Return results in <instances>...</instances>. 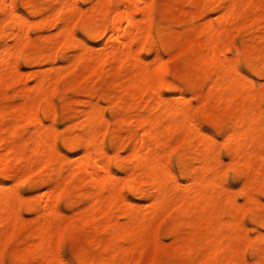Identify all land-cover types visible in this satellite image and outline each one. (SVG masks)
Listing matches in <instances>:
<instances>
[{
	"label": "bare ground",
	"instance_id": "1",
	"mask_svg": "<svg viewBox=\"0 0 264 264\" xmlns=\"http://www.w3.org/2000/svg\"><path fill=\"white\" fill-rule=\"evenodd\" d=\"M178 3L0 0V264H132L142 213L173 241L160 264H264V175H252L264 169V0H193L173 15ZM174 57L185 72L172 79ZM64 208L78 216L52 231ZM78 230L71 256L60 240Z\"/></svg>",
	"mask_w": 264,
	"mask_h": 264
},
{
	"label": "rangeland",
	"instance_id": "2",
	"mask_svg": "<svg viewBox=\"0 0 264 264\" xmlns=\"http://www.w3.org/2000/svg\"><path fill=\"white\" fill-rule=\"evenodd\" d=\"M166 1L167 0H158V5L162 6L163 2H166ZM192 3H193V0H179V3L177 5V10L175 9L176 12L174 11L173 15H178V13L181 9L188 8V9L192 10ZM82 6L86 7L87 5L83 4ZM161 11H162V8L159 7L157 12L161 13ZM261 19H262V21H261L262 27H261L258 34L260 36V44L262 45V47H264V13L261 14ZM250 20H251V16H242L239 19H236L235 21H233V26L235 28H237L238 27L237 25H239L241 23L248 24L250 22ZM252 30H253V28H249L248 33ZM56 32H57L56 29H52L49 33H50V35H54ZM119 43L121 44L123 42H112V41L107 42V47H111V46H113L115 44H119ZM187 44L188 43L182 44L183 47L182 46L181 47L183 50L187 49ZM103 45H104V42H98L97 47L92 50L93 54L97 55V53L101 51ZM137 46H138V42L135 43V47H137ZM179 52L180 51H176V54ZM180 53L182 54L183 52H180ZM177 55L179 56V54H177ZM229 55H231L233 58L238 57V53L234 50ZM166 58L169 59L170 55H168V56L166 55ZM168 65H169V71H170L169 77L172 79L181 76L183 74V72H185V68H184L185 63L180 58L176 59V57H174L172 60L168 61ZM60 69H62V67L59 68L58 70H60ZM26 70L27 71H33V70H36V68L30 67V68H26ZM55 70H57V69H55ZM25 78H26V75L24 76V79ZM262 80H264V79H261L260 81H262ZM260 81H259V83L257 82L254 85L255 90L257 92L263 91ZM90 82H92V84L95 86H104L105 85V80L102 81V80H98L97 78H93V80H91ZM29 84H27L26 80H23L19 84H17L13 89L11 88L8 91H5L4 93L5 94L6 93L12 94L20 88L27 87V85H29ZM186 99L188 101H185L184 104L189 105V107H192L191 109H195V111L197 110L199 112V114L202 116L203 120L207 119L206 123L207 124L209 123L208 124L209 126L213 127L216 125V123H217L216 119L217 118L216 117H211V119L208 118L207 113H209L211 110H209L210 108H205L203 99L194 98L192 96V94H188ZM141 100H142V96H139L136 99L137 102L141 101ZM103 108H104V112L108 115L109 110L107 109V104H103ZM225 159H226V163H228L229 159L228 158H225ZM20 166L21 165L17 166L18 170H20V168H21ZM252 175L256 180H258L264 175V169L259 170V171L258 170L254 171V172H252ZM244 183H245V181L241 180L236 186H234L235 189L228 191L227 194L230 196H234V197L238 196V192H237L236 188H239ZM31 195L32 194H27V197H29ZM237 201H238V204H240V205L245 203V200L242 197H237ZM76 216H78V213L76 210L64 208L62 210V215L59 218H55V217L50 218V220L47 221L46 223H47V226H49V228L52 231H57L56 230L57 228L58 229L60 228V230H62V229L64 230L65 228L63 227V225L67 226L66 222L71 217L76 218ZM23 218H25V220H27L26 223L28 224V223H30V222H28V220L29 221L33 220L35 218V215L23 213ZM140 221L145 226V228L143 230L144 245H143V248L136 249V250H133L131 252V256H130L131 262H132V264H160L161 261L163 260L162 259L163 255L165 253H167V251H169V249L171 248L170 246L172 245L173 241L171 238H168V237H162L160 239V241L157 239L156 232H157L158 227H157V225L151 224L148 214L142 213L140 215ZM158 221H160V220L158 219ZM23 228H24V226H21L20 228H17V230L19 231V230H22ZM84 234L86 235V230H78V231H75L74 234H72L71 236H66L60 240V243L63 244V246L66 249V252L69 255L74 256L75 254L78 253L80 248H82L85 245V239H84L85 235ZM54 240L55 239H53L52 242H55ZM56 242H57V239H56ZM238 244L240 245V248L243 249V244L241 243V240L239 241ZM4 248H5V246H3V244H1L0 250H3ZM52 248L54 250L55 245ZM162 250H164L165 252H161ZM43 262L44 261L40 257H37V258H34V260L31 262V264H42ZM9 264H12V263H9Z\"/></svg>",
	"mask_w": 264,
	"mask_h": 264
},
{
	"label": "snow or ice",
	"instance_id": "3",
	"mask_svg": "<svg viewBox=\"0 0 264 264\" xmlns=\"http://www.w3.org/2000/svg\"><path fill=\"white\" fill-rule=\"evenodd\" d=\"M82 39H84L86 42H90L87 36H82ZM240 71L253 79L257 78L256 74L252 71V69L246 66H241ZM260 75L264 77V72L260 73ZM261 82L264 83V80H262ZM3 183H4L3 177H0V184H3ZM71 264H75V262H71Z\"/></svg>",
	"mask_w": 264,
	"mask_h": 264
}]
</instances>
